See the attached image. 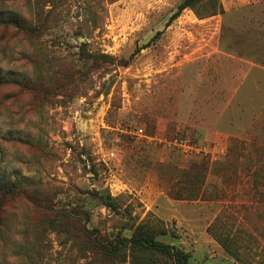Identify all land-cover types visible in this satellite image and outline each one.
Wrapping results in <instances>:
<instances>
[{
	"label": "rangeland",
	"instance_id": "374dc122",
	"mask_svg": "<svg viewBox=\"0 0 264 264\" xmlns=\"http://www.w3.org/2000/svg\"><path fill=\"white\" fill-rule=\"evenodd\" d=\"M182 1L0 0V264H264V0Z\"/></svg>",
	"mask_w": 264,
	"mask_h": 264
},
{
	"label": "trees",
	"instance_id": "16d2710c",
	"mask_svg": "<svg viewBox=\"0 0 264 264\" xmlns=\"http://www.w3.org/2000/svg\"><path fill=\"white\" fill-rule=\"evenodd\" d=\"M202 0H183L176 12L170 17L167 22V26L177 18L183 9L185 8H194L196 4L201 2ZM214 10L209 15L215 14ZM11 22L16 23V20L11 18ZM160 34L157 32L155 36ZM127 65V63H123ZM6 184L2 179H0V190H3ZM211 230V227H208V231ZM170 233V235L177 239L178 235L175 231H169L166 227H162L159 224H149V223H141L137 225L131 237L128 241V246L131 250V253L134 258L138 260L140 264H161L160 261H167L170 264H190V253L185 251L178 245L165 242L161 240L159 237L164 236ZM219 242L225 246L224 243L221 242V239H218ZM118 238L111 240L107 238L100 232H96L94 237V241L91 242L93 246L94 254L99 256L100 260L103 262L102 264H109L110 258L117 257L121 254V246H119ZM226 249V247H224Z\"/></svg>",
	"mask_w": 264,
	"mask_h": 264
},
{
	"label": "crops",
	"instance_id": "0c3cea01",
	"mask_svg": "<svg viewBox=\"0 0 264 264\" xmlns=\"http://www.w3.org/2000/svg\"><path fill=\"white\" fill-rule=\"evenodd\" d=\"M250 151H251L252 158L253 159H257L258 158V155L256 153H254V149H250ZM247 152H249V150L246 151V154H247ZM237 157L239 158V161H238L239 173H242V169L243 168H246V165L247 164H246V161L242 160V157L243 156L237 154L236 155V158ZM223 158L226 159V157H223ZM256 162L257 161L255 160L254 163H249L250 164V168L252 169V171H255L257 169V166H259L258 163H256ZM237 202H244L245 203V201H243V200L242 201H237ZM249 203H254V202L250 201Z\"/></svg>",
	"mask_w": 264,
	"mask_h": 264
},
{
	"label": "built area",
	"instance_id": "2783aa9c",
	"mask_svg": "<svg viewBox=\"0 0 264 264\" xmlns=\"http://www.w3.org/2000/svg\"><path fill=\"white\" fill-rule=\"evenodd\" d=\"M200 151H201L202 153H209V150L207 149L206 146L202 147V148L200 149Z\"/></svg>",
	"mask_w": 264,
	"mask_h": 264
}]
</instances>
